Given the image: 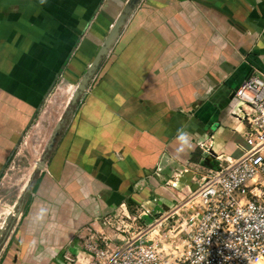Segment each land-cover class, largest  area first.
I'll use <instances>...</instances> for the list:
<instances>
[{
    "label": "crops",
    "instance_id": "crops-1",
    "mask_svg": "<svg viewBox=\"0 0 264 264\" xmlns=\"http://www.w3.org/2000/svg\"><path fill=\"white\" fill-rule=\"evenodd\" d=\"M123 1L0 0V202L17 184L9 177L11 132L27 120L26 107L39 104L60 71L73 78L87 68ZM130 22L52 155V188L38 185L17 218L0 208L9 231L0 264L84 258L87 228L122 244L103 218L155 203V217L166 219H151L153 233L171 223L156 239L170 254L181 236L183 249L189 205L180 204L208 168L249 148L234 93L250 75L264 77V0H142Z\"/></svg>",
    "mask_w": 264,
    "mask_h": 264
},
{
    "label": "built area",
    "instance_id": "built-area-1",
    "mask_svg": "<svg viewBox=\"0 0 264 264\" xmlns=\"http://www.w3.org/2000/svg\"><path fill=\"white\" fill-rule=\"evenodd\" d=\"M235 95L239 100L235 116L246 124L249 148L238 158H226L208 168L200 175L188 202L180 204L189 205L188 217H183L187 226L184 248L181 249L179 236L175 250L167 254L170 247L166 248V243L146 236L154 224L139 230L138 235L131 232L134 223L150 213L148 209L139 216L119 213L105 218L104 224L115 229L122 244H117L107 232L87 228L82 234L84 262L80 263L78 256H68L66 264L264 262V77L250 75ZM165 219L157 223L162 225ZM121 234L125 237L121 238ZM173 239L176 237L171 238V244Z\"/></svg>",
    "mask_w": 264,
    "mask_h": 264
},
{
    "label": "rangeland",
    "instance_id": "rangeland-1",
    "mask_svg": "<svg viewBox=\"0 0 264 264\" xmlns=\"http://www.w3.org/2000/svg\"><path fill=\"white\" fill-rule=\"evenodd\" d=\"M125 3L126 2L123 1L121 5H118L119 7L115 13L114 20L117 18V16L119 15L121 10L123 9ZM11 12L13 13V12H15V10L11 9ZM16 12H17V10H16ZM111 26L107 27L106 35L109 32ZM123 32H125L126 36L131 32V22L130 21L128 22V24L125 27ZM106 35H104V39H105ZM124 38H127V37H124ZM102 42H101V44H102ZM130 42L131 41L128 40L126 42L125 46H128L130 44ZM121 43H123V42H121ZM114 49H115V47L112 48L109 55L104 60L102 66L103 65L108 66L110 59L111 60L115 59ZM84 56H85V54H84ZM78 57L80 58V56H78ZM94 57H95V55L91 56V61L89 62V64L92 62ZM67 61H68V58H67ZM87 61H88V59H87ZM89 64H88V66H89ZM88 66H87V68H88ZM102 66H101L100 70L98 71L96 78L91 82L90 87L85 92L86 94H90L97 87L98 82H99L100 77H101L100 75H101V73L103 74ZM87 68L84 69L83 71L77 73L73 78H66V76L63 75L64 74L63 70L60 71L58 76L56 78H54L53 84H51L50 87L45 89L46 91L44 92L45 93L44 97L39 102V104H36L32 107H30V105H28L26 107L27 120L25 122H20L18 124V126H16V128L18 129V132H17V130L16 131L12 130V132H11V148H12L11 150L12 151H11V156L9 159V161H10L9 166L11 168V171L9 173V177L11 179L12 184H13V182H16L17 184H15V186L11 185V187H9V190H7V193L4 194V197L2 198V201L0 202L1 203L0 204L1 209H3L4 207H8L9 209H12L13 213H16L18 211V209L22 207V204H23V198L22 197L24 195L22 197H19V196H21L22 192H25V190L28 191V193L26 195V201L24 202V205H23V208L26 209V207L28 205L27 199L28 200L31 199L30 197H31L33 192L36 193V190L39 188L38 185L42 184V182H43L42 185L44 186V189H46V190H44L45 192L48 189L50 190L52 188L51 187V181H50L51 177L54 176L52 171H51L52 170L51 169L52 168L51 163H52V159H53L52 155H53V153H54V155H56L55 151H56L57 147L62 143V142H60V140L62 139L64 132H67L69 130V128L72 124V121L74 120V118H73L74 115H72L69 118L68 123H67L65 129L63 130V134L59 138V141H58V143H57V145H56V147H55V149H54V151H53V153H52V155H51V157L47 163V166L43 170L37 169L38 161H40L42 158V155L45 151L46 144H47V142L51 136V133H52L55 125L64 116L65 112L68 110V108L70 106L71 99H72L73 94H74V91L77 88L79 82L81 81V79H82L84 73L86 72ZM71 75H69V77H71ZM15 106L17 107L18 105H15ZM13 112H14V105H12V113ZM12 124H13V122H12ZM13 125L15 127L16 122ZM55 159H54V161H55ZM7 171H8V169H7ZM42 172H44L43 175L41 174ZM7 174H6V176H7ZM44 178H47V179H44ZM30 180L32 181L30 183L31 187L28 188L29 190L28 189L24 190V188H27V185H28ZM18 181L20 182V184L18 183ZM44 181H47L48 185L45 184ZM42 191H43V189L40 190V192H42ZM13 199H15V200L13 201ZM156 205H157L156 203L154 205H152V204L149 205L150 206L149 209H151L149 215L148 216L144 215L141 219L139 218V220L137 221V222H139L140 225L145 226L146 223L151 224V222H152L151 219L152 220L157 219V220H159V222L161 221L160 216L162 214L158 213V217L157 216L155 217V215H154ZM139 208H141L142 211L140 210L139 212H137V214H135L137 216H139L140 214H142L144 211H146L148 209V207L145 208L142 206H140ZM1 209H0V211H1ZM116 213L117 212L111 214V216H114V214H116ZM151 215L153 216V218H151L152 217ZM148 217L150 220L147 219ZM105 218L106 217L103 218V221L105 220ZM165 218H163V219H165ZM2 219H3V217L0 218V227L3 225L2 227L5 226V228H7V223L4 222V224H2V222H3ZM168 224H171V223L169 221L164 223V226H162V228L160 230L161 234L165 235L164 233L167 231L165 226ZM137 230H140L139 227H134V230L131 229V232L137 231ZM154 230H152L151 232H148V235H146L149 239L155 240L156 237L158 236V232L153 233ZM4 234H5V232H4ZM129 235H127V236H129ZM74 257L77 258V256H74ZM78 258H80V263L84 262V259L82 257L78 256ZM62 263L66 264L65 261ZM260 264H264V262H261Z\"/></svg>",
    "mask_w": 264,
    "mask_h": 264
},
{
    "label": "water",
    "instance_id": "water-1",
    "mask_svg": "<svg viewBox=\"0 0 264 264\" xmlns=\"http://www.w3.org/2000/svg\"><path fill=\"white\" fill-rule=\"evenodd\" d=\"M142 0H127L123 9L117 16V18L114 20L109 32L107 33L105 39L103 40L102 44L99 47V50L97 51L94 59L92 62L89 64L86 72L84 73L81 81L79 82L77 88L74 91L73 97L70 102V106L68 110L65 112L64 116L57 122L55 125L51 136L46 144L45 151L42 155V158L40 161H38V170H43L46 166L47 163L59 141V138L63 134V130L65 129L69 118L74 115L76 109L80 105L82 98L87 91V89L90 87L91 82L95 79L98 71L100 70L104 60L106 57L109 55L110 51L112 48L115 46L116 42L118 41L119 37L122 35L125 27L127 26L128 22L132 18L134 12L136 11L137 7L139 6L140 2ZM235 95V93H234ZM212 153L211 152L206 160H212ZM29 190V189H28ZM28 191L24 193V197L27 195ZM23 205L22 207L18 209V211L15 214V218L20 216L22 210H23ZM5 226L0 228V249L2 248L3 244L7 240L9 231L6 233L4 231ZM5 235H4V232ZM4 235V238L2 237ZM2 238V239H1Z\"/></svg>",
    "mask_w": 264,
    "mask_h": 264
},
{
    "label": "clouds",
    "instance_id": "clouds-1",
    "mask_svg": "<svg viewBox=\"0 0 264 264\" xmlns=\"http://www.w3.org/2000/svg\"><path fill=\"white\" fill-rule=\"evenodd\" d=\"M180 141L182 142V144H187L188 143V138L186 135H181L179 137Z\"/></svg>",
    "mask_w": 264,
    "mask_h": 264
}]
</instances>
